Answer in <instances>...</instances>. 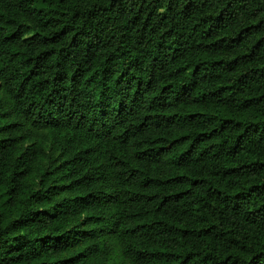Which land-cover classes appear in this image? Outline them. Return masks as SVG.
Wrapping results in <instances>:
<instances>
[{"label": "trees", "instance_id": "trees-1", "mask_svg": "<svg viewBox=\"0 0 264 264\" xmlns=\"http://www.w3.org/2000/svg\"><path fill=\"white\" fill-rule=\"evenodd\" d=\"M264 264V0H0V264Z\"/></svg>", "mask_w": 264, "mask_h": 264}, {"label": "rangeland", "instance_id": "rangeland-1", "mask_svg": "<svg viewBox=\"0 0 264 264\" xmlns=\"http://www.w3.org/2000/svg\"><path fill=\"white\" fill-rule=\"evenodd\" d=\"M117 263L118 264H125V262L123 261L121 256H119V258L117 259Z\"/></svg>", "mask_w": 264, "mask_h": 264}]
</instances>
